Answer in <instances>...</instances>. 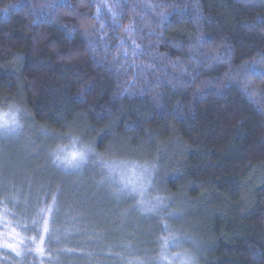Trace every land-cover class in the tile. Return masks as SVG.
<instances>
[{
  "label": "trees",
  "instance_id": "obj_1",
  "mask_svg": "<svg viewBox=\"0 0 264 264\" xmlns=\"http://www.w3.org/2000/svg\"><path fill=\"white\" fill-rule=\"evenodd\" d=\"M66 3L0 0V107L22 131L4 145L0 211H28L36 239L54 194L71 213L24 263L121 264L132 243L177 236L201 245L197 264H264V75L248 71L264 70V0ZM71 141L94 153L83 172L54 164ZM99 154L151 166L180 222L121 224L129 203L106 198ZM16 253L0 247V263Z\"/></svg>",
  "mask_w": 264,
  "mask_h": 264
},
{
  "label": "rangeland",
  "instance_id": "obj_2",
  "mask_svg": "<svg viewBox=\"0 0 264 264\" xmlns=\"http://www.w3.org/2000/svg\"><path fill=\"white\" fill-rule=\"evenodd\" d=\"M10 110L16 115V123L18 124V127L12 126L6 128L3 123H0V177L4 175L1 172V166L3 164V160L7 158L3 154L8 148H10L4 145L10 142H18L17 139H19L22 134L19 124V112L15 109H4L0 107V113L8 112ZM28 149L29 148L26 147L25 151H29ZM18 150L19 148L16 152ZM80 151H83L80 146L73 144L71 141L63 148H59L57 152L53 151L52 155L54 156V164L64 170L65 173L72 174L79 171L83 172L85 171V164L88 163V159L94 153H90L83 162L79 163L75 167L70 166L69 164L60 163V161L65 160V158L70 160L73 152ZM9 152H13V150L10 149ZM93 159L95 160V166L101 165L105 168L106 177L111 188V191L106 195V198L113 199L115 202L117 200L119 203H129L127 204V208H119L118 206L115 207V212L118 214L116 215V218L121 216L120 219L123 220H121V224L135 225L139 217L140 219L153 220L150 222V225H152L154 224V220L162 219L163 214H167L170 218L179 217L178 221L180 222V213L175 210L171 212H166L165 210L167 209V206L171 204L170 199H166L158 192L153 191L152 184L154 175L153 168L151 166L124 160H111L107 156H101V154H99V156L96 155ZM16 161L13 163V168L17 171L19 168L16 167L18 165V160ZM45 161L46 159H44V162ZM45 164L47 165V162ZM17 172L15 175L22 176V173L20 174ZM133 185L136 186V191L132 190ZM20 187H22V184ZM19 191H23V189H19ZM37 194L41 195L42 193L37 192ZM44 194L46 195L45 197L49 196V189H45ZM52 200L53 203L46 206L43 210L41 229L39 230L38 239L32 236V229H36V227L33 226L35 225L34 220L31 222L28 221V211L25 212V215H19L17 212L15 213L9 208H4L0 211V234H2L0 235V247H6L8 243L16 244L15 251L18 252L16 254H19L18 264H25L23 256L31 255L32 252H36L35 249H41V246L43 247V241L47 238L49 230L54 234H58L59 238L67 237L68 231L63 232L60 228L54 229V224L55 220L59 218L61 214L67 218L71 213L67 210V206H65L64 196L62 197L59 193H56L52 196ZM32 208V206L29 208L27 205L25 210H31ZM83 213L85 215L83 214L81 216H84V219L87 221L91 220L93 217L95 218V215H97L95 214L96 212H89L87 210H83ZM110 215L114 216L112 212H110ZM111 219L112 221L115 220L114 217ZM45 222H47V232L44 230ZM13 229L15 234H17V237L15 240H9L8 236ZM145 236H147V234H145ZM172 239L176 241L175 244L171 243L173 240L169 241L165 239L164 242L157 247H151L150 242L148 241H138V243L134 242L132 243L133 245L125 248L122 258L120 257V259H122L120 262L121 264H184L186 259L191 258L193 264H197L194 256L192 255L191 249H194L195 251L200 250L201 245L194 239H180L177 236ZM165 241H169L167 246H165ZM162 257H166L167 259H162ZM52 263L55 262H53V260H47L44 256H42L39 260V264Z\"/></svg>",
  "mask_w": 264,
  "mask_h": 264
},
{
  "label": "snow or ice",
  "instance_id": "obj_3",
  "mask_svg": "<svg viewBox=\"0 0 264 264\" xmlns=\"http://www.w3.org/2000/svg\"><path fill=\"white\" fill-rule=\"evenodd\" d=\"M61 2L64 3L66 6H70V5H67L66 0H61ZM12 7L15 8L17 6H12ZM52 7H55V6H52ZM4 11H5V13H7L8 9H5ZM259 22H264V19H262ZM248 71L253 73V74H255V75H264V70L257 69L255 65L250 66L248 68ZM0 123H3V125L6 128L7 127H12V126H17L18 127V124L16 123V115L11 110L8 111V112L0 113ZM90 153H91V149L84 148L83 151L73 152L71 154L72 158L70 160L65 158V160L60 161V163L61 164H69L70 166L75 167L79 163L83 162ZM102 163H103V161H102ZM132 190L133 191L137 190L135 185H133ZM153 207H155V206H153ZM44 230H45V232H47V222H45ZM0 235H2V234H0ZM16 237H17V234H15V231L13 229L11 231V233L9 234L8 239L9 240H15ZM168 243H169V241H165V246H167ZM171 243L175 244L176 241L173 240V241H171ZM6 247H7V249L15 250L16 249V244L8 243L6 245ZM162 259H167V258L166 257H162ZM184 264H193V261L191 260V258H188V259L185 260Z\"/></svg>",
  "mask_w": 264,
  "mask_h": 264
}]
</instances>
